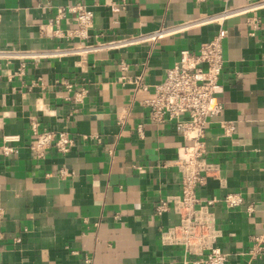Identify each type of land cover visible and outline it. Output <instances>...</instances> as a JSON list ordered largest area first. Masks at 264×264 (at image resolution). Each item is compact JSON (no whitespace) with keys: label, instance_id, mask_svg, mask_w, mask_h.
Here are the masks:
<instances>
[{"label":"crops","instance_id":"obj_1","mask_svg":"<svg viewBox=\"0 0 264 264\" xmlns=\"http://www.w3.org/2000/svg\"><path fill=\"white\" fill-rule=\"evenodd\" d=\"M246 2L0 0V50L45 52L84 43L52 34L77 26L72 13L57 25L60 6L82 3L93 10L89 41L96 42ZM223 25L218 119L233 121L236 130L224 136L217 121L207 129L208 158L217 170L197 195L203 203L217 199L211 210L222 230L216 245L228 254L225 264H264V255L247 253L253 236L264 234V8ZM220 26L205 23L154 44L108 51L0 57V264H192L182 246L162 241L161 231L179 215L157 212L162 198L182 192L175 160L186 139L175 121L152 118L135 98L133 81L142 77L153 91L183 50L197 51ZM33 120L40 130L67 132L74 145L66 153L53 146L36 150ZM5 143L17 151L5 154ZM229 193H239L242 204L228 207L223 198Z\"/></svg>","mask_w":264,"mask_h":264},{"label":"built area","instance_id":"obj_2","mask_svg":"<svg viewBox=\"0 0 264 264\" xmlns=\"http://www.w3.org/2000/svg\"><path fill=\"white\" fill-rule=\"evenodd\" d=\"M262 8H264V0H247L244 5L227 7L223 11L209 13L172 26H162L136 35L90 42V29L94 24L93 10L82 3L60 6L55 19L57 25L67 14L72 13L77 26L72 30L57 27L52 34L79 37L85 40L84 43L57 47L53 51L45 52L1 49L0 57L21 59L62 57L67 54L108 51L145 43L154 44L165 36L197 25L219 23L220 29L212 40L201 43L197 51L186 49L181 52L179 60L168 69L165 79L155 85L153 91L143 82L142 77H137L133 82L136 83L135 98L150 108L152 118L158 122H164L167 119L175 121L177 130L186 139L175 160L182 192L162 198L157 205L159 214L173 210L180 217L178 223L161 231L163 243L182 246L188 261L192 264H225L228 254L216 245L222 230L216 214L211 210V206L217 199H208L203 203L197 195V189L206 185L208 179L217 170L214 162L208 158L207 129L214 121H217L224 136H231L236 130L233 121L218 119L224 109V104L219 98L224 90L221 75L225 62L224 40L227 37V29L223 24L233 15ZM114 9L117 8L114 7ZM49 27L50 25H47L44 28L45 31L48 32ZM123 68L126 69L127 66L124 65ZM122 79L131 80L125 76ZM78 101H82V98H78ZM31 124L36 135L33 147L41 150V153L52 146L66 153L74 145V139L65 131L54 133L50 130H40L37 120H33ZM2 149L5 154L17 151L8 143L3 144ZM169 165L167 162L164 163V166ZM223 199L228 207L238 206L243 202V197L239 193H229ZM247 253L252 258L264 255V234L253 236V245Z\"/></svg>","mask_w":264,"mask_h":264}]
</instances>
